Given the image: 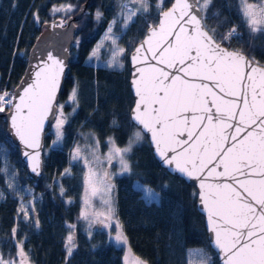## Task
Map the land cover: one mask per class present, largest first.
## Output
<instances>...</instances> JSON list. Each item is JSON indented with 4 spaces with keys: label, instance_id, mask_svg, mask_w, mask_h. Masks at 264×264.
Masks as SVG:
<instances>
[{
    "label": "snow or ice",
    "instance_id": "snow-or-ice-1",
    "mask_svg": "<svg viewBox=\"0 0 264 264\" xmlns=\"http://www.w3.org/2000/svg\"><path fill=\"white\" fill-rule=\"evenodd\" d=\"M211 4L212 0H174L166 11L161 9L159 23L149 26L146 38L131 56L132 86L137 97L132 119L151 133L156 153L166 165H175L176 171L199 181L200 203L224 264H264V65L217 41L215 29L209 30L203 22ZM72 7L61 5L53 7L52 12L68 13ZM148 10V0H127L122 5L124 27L138 13ZM241 13L253 33L264 32V0H241ZM100 16L98 11L97 19ZM34 19L39 23L38 13ZM115 23L114 20L109 24L89 60H99L104 42L111 41V59L106 66L122 68L119 57L126 50L117 44L118 37L112 31ZM59 26H63V21ZM235 34L236 29L232 28L223 39ZM64 68V61L49 52L47 60L37 65L31 83L19 93H0V112L10 110L11 129L21 144L32 150L24 155L37 174L41 133L49 115L55 117L53 143L64 136L68 117L64 105L55 102ZM76 97L73 89L69 97L73 104L77 103ZM141 139V130H137L128 145L120 148L109 138V151L103 158L98 154L99 141L90 149L91 159L82 155L79 145L74 148L72 160H83L88 169L84 178L85 209L90 206V196L107 194L114 187L112 174L103 168L104 163L110 167L115 160L121 173H130L126 154ZM70 171L65 169L64 174ZM143 191L146 200H155L159 195L150 188ZM103 203L109 213L106 227L111 228L112 205L109 199H103ZM19 211L25 220L29 218V208L23 202ZM80 215L89 219L86 210ZM35 226L39 227L38 220ZM68 227L66 260L77 247L75 225ZM116 229L115 242L126 245L127 237L119 222ZM16 231L14 227L13 238ZM16 248L17 259L0 256V264H29L23 241H17ZM130 255L129 249L125 264H130ZM131 261L146 264L139 257H131Z\"/></svg>",
    "mask_w": 264,
    "mask_h": 264
},
{
    "label": "trees",
    "instance_id": "trees-1",
    "mask_svg": "<svg viewBox=\"0 0 264 264\" xmlns=\"http://www.w3.org/2000/svg\"><path fill=\"white\" fill-rule=\"evenodd\" d=\"M127 0H0V93L4 87L14 89L22 78L28 53L42 32L43 24L54 20L65 21L73 16L79 7L88 3L83 18L76 22L77 32L70 51L69 69L65 76L60 102L77 81L80 88H90L95 93L96 107H80L64 125L66 146L49 149L48 135H45L43 161L44 174L34 183L27 176L25 166L20 162L17 148L6 136V122L0 112V169L4 158L17 166L23 185L34 190L41 197L38 219L17 222L18 199L8 193L0 204V253L3 258L17 259L14 241H23L24 251L32 264H125V256L139 257L146 264H185L187 251L201 249L219 264L211 249L205 230L204 218L197 211L196 189L166 172L153 156L147 138L141 146L133 147L128 157L131 172L116 177L115 204L112 217L117 218L127 237V244L115 242L116 227H96L89 235L80 221L84 208L83 169L67 161V145H76L80 132H91L102 140L114 137L119 147L125 146L137 131L129 118L133 96L129 88L130 68L126 76L108 69H97L86 61L94 46L107 28L109 21L120 18L121 5ZM241 0H212L204 14V24L215 29L218 42L239 50L264 65V32L253 33L242 13ZM151 9L147 14L136 16L126 33L124 45L127 55L144 38L149 24L156 25L158 0H148ZM255 3V0H249ZM172 0H164L167 9ZM71 4L68 13H53V7ZM101 13L99 19L97 12ZM38 13L39 23L34 19ZM232 28L236 34L228 40L223 36ZM119 75V76H118ZM96 79V84L94 83ZM59 102V103H60ZM103 142V141H102ZM48 146V147H47ZM71 165V167H70ZM70 168V174L62 175ZM58 180L62 194L54 185ZM0 177V185H3ZM144 188L158 193L155 200H146ZM39 221V227L35 221ZM111 225L113 224L112 221ZM69 225H75L77 247L66 260L65 239ZM18 229L13 238L12 229ZM89 230V229H88Z\"/></svg>",
    "mask_w": 264,
    "mask_h": 264
},
{
    "label": "rangeland",
    "instance_id": "rangeland-1",
    "mask_svg": "<svg viewBox=\"0 0 264 264\" xmlns=\"http://www.w3.org/2000/svg\"><path fill=\"white\" fill-rule=\"evenodd\" d=\"M126 2L127 1H125L124 3H126ZM259 2H260V0H255V3H259ZM124 3H122V5ZM240 4H241V1H240ZM122 5H121L120 14H119L120 18L115 19L116 23L113 25L112 31L118 37L117 44L126 50L125 53L119 57L120 62L122 63L123 67L117 68V67H107L106 66L107 62L111 59L112 45H111V41H105L104 46L100 49L99 60H97L95 57H93L91 60H89V57H90L89 56L87 61H86V63L93 68V71H96L97 69L102 68V69H108V70L113 71L114 73L126 76L127 66H128V62H129V56L131 53L129 54V56L127 55L128 48H126L124 45V33L127 32V30L129 29V27L133 23L136 16H138L140 14H147L150 11L151 5L149 3V10L147 13H138L133 18V21L127 25L126 28L124 27V22H123ZM129 7H135V5H129ZM155 9L157 10V15H158L160 13L161 9L165 10L164 4L163 3L161 4L160 0H158V4L156 5ZM62 13H65V12H62ZM112 21H114V20L109 21L107 28L105 29V31L101 35L100 39L98 40V42L96 43L94 48H96L97 44L101 43L105 33L108 30L109 24H111ZM150 25H152V24H149V26ZM248 57H250V56H248ZM251 59H253V58H251ZM94 83L96 84V79H94ZM5 88L6 87H4L3 90ZM73 89H76V92H77V97H76L77 103L76 104H73L69 99ZM91 103H92L93 107H96V97H95V93L93 92V90L90 88H87L84 90L83 88H80V86L77 84V81H74L73 87H71V89L68 91L65 100L63 102H60L59 105H64L63 111L69 120V118L74 113H76L80 109V107H84V106H87L89 104L91 105ZM73 109H75V111H73ZM54 126H55V123L52 126V128L46 133V135H48V140H49V141H47V143L49 145V149H54L59 145H61V146L64 145V143H65L64 136H63V139L60 140L59 142L53 143L54 141H56L55 127ZM80 135H81V137H79V140H78V142H76L77 143L76 145L74 144V142H73V144L70 143L69 145H67V149H68L67 161H69V164L71 162L72 165H74V164L79 165L83 169L84 174L82 176L83 177L82 179L84 180L85 173L88 171V169L85 167L83 160L73 161L71 158V154L77 145H79L80 148L82 149V155L88 156L89 159H91L90 149L95 146L96 141H99L98 154L101 156V158L106 156V154L109 151V147H110V145L108 143L109 138H112L115 141V144L117 147H119V146L116 143V140L114 137H107L104 140H102L103 141L102 142L99 137H97L95 134H93L91 132H80ZM141 135H142V139L133 144L132 150H133V147H135L137 145L142 146L144 144V142H145L144 134L141 132ZM45 143H46V141H45ZM127 145H128V143L123 147H126ZM64 146H66V144ZM123 147H120V148H123ZM44 149H45V151H47L46 148H44ZM132 150H131V152H132ZM131 152L126 154L127 160L129 157L128 154H130ZM128 162H129V160H128ZM70 167H71V165H70ZM103 168H106L112 174V177H111L112 185H114L113 181L115 180L116 177H119V176L126 174V173L120 172L119 163L115 160L112 162V165L110 167L105 162L103 165ZM68 169H70V168L68 167ZM64 173H65V171L62 173V175H64ZM0 177L3 179V182H4L3 185H0V204L5 202L6 196L8 195V193H12L15 196V198L18 199L19 209H20L22 202L26 206H28V208H29V218L27 220H25L23 213H21L19 211V215L17 217V222H19L20 220H24L25 222H30V221H34L35 219H38L39 212H38L37 207L40 206L41 197L36 196L34 193V190L31 187L22 184V181L19 179V172H18L17 166L16 165L12 166L7 157L4 158V160L2 162V167L0 169ZM9 183L12 184V187H9ZM54 185L56 187H58L59 191L61 192V186H60V183L58 180H55ZM84 188H85V185H84ZM64 190L65 189H63V193H64ZM83 195H84V190H83L82 195H81L82 199H83ZM102 198L110 200L111 205H112V209L114 212V210L116 208L115 186L107 194L101 192V193L96 194L95 196H90V206L87 209H85V206H84L83 210L87 211V213L89 214V219L85 220V219L80 217V221L82 222L83 225H85L84 228L87 229V231L91 234L95 230L96 227L101 228L102 226H105V222L107 220V219H105V216L108 217V215H109L108 206L103 203ZM33 207H34V211H32ZM111 221L113 223L112 227L114 225L116 227V223L119 222L118 219L117 218L115 219L114 217H112ZM90 224H91V226H90ZM115 230L117 231V229H115ZM17 231H18V229H17ZM16 242L14 241L15 247H16ZM120 245H123V244H120ZM1 254L2 253H0V256H2ZM27 256H28L29 264H32L30 262L28 254H27ZM131 257H134V256L130 255V264H132ZM4 259L9 260V258H6V257ZM185 259H186L185 264H201V262L203 260H206L207 264H213V262H214V259L212 258V256L210 254L206 253L205 251H203L201 249H197V248L188 250Z\"/></svg>",
    "mask_w": 264,
    "mask_h": 264
},
{
    "label": "water",
    "instance_id": "water-1",
    "mask_svg": "<svg viewBox=\"0 0 264 264\" xmlns=\"http://www.w3.org/2000/svg\"><path fill=\"white\" fill-rule=\"evenodd\" d=\"M174 0H172V3ZM171 5L168 7L170 8ZM88 3L82 4L77 12L69 17L67 20L63 21V26H59L62 20H54L51 22H47L43 24L42 32L35 41V43L32 45L28 57H27V64L24 71V74L22 78L20 79L19 83L16 85V87L13 90V93H19L20 90H22L23 87H26L28 83L32 82V79L34 78V72L37 69V65L41 64V62L47 60V55L49 52H51L54 56H58L64 61L65 68L64 72L60 78L59 83V89L56 93V104L59 105L60 102V95L63 89L65 76L69 69V63L71 60L70 57V51L71 47L75 40V34L77 32V25L76 22L81 20L87 10ZM167 8V9H168ZM165 9V11L167 10ZM160 19V13L158 14V22ZM204 22V21H203ZM56 24L57 27L53 28L52 25ZM149 29V28H148ZM148 33V30L144 36V38L140 41L142 42ZM140 42L136 45V47L140 44ZM223 47L228 48L222 44ZM135 47V48H136ZM135 48L131 52L129 56V68H130V78H129V88L133 96V106L129 113V118L131 122L137 127V129L141 130V132L144 134V136L147 138L149 145L151 147L153 156L155 157L156 161L159 163L161 168H163L166 172L171 174L174 177L182 179L185 183L193 186L196 189L197 192V201H196V208L197 211L203 216L204 218V224H205V230L207 233V239L208 243L211 247V249L215 252L217 256V260L219 264H224L222 253L219 249L215 247V244L213 242L214 237L213 234L208 229L207 224V214L205 211H203V206L200 203L199 199V181L195 179H189L188 177L182 175L179 171L175 170V165L169 166L166 165L163 160L160 159L159 155L156 153L155 145L152 143L151 140V133L147 132L146 130H142V126L138 125L133 119H132V109L135 106V101L137 97L135 96L134 88L132 86V80H133V64L131 60L132 53L135 51ZM229 50H233L228 48ZM245 56H247L245 53H243ZM248 57V56H247ZM250 58V57H248ZM251 59V58H250ZM10 110L8 109L6 112L3 113V118L6 122V136L9 138V140L12 142V144L17 148L20 162L25 166L27 176L30 180H32L34 183L38 182L40 178L44 174V161H43V153H44V147H45V134L49 130V128L52 127V125L55 123V117L52 115H49L48 119L44 123L43 131L41 133V148H40V167L38 169V173L33 172L32 168L29 165L28 158L24 155L25 151H32L31 149H26L23 144H21L20 140L15 136L14 131L11 129V120H10ZM171 155V153H169ZM219 170V169H218Z\"/></svg>",
    "mask_w": 264,
    "mask_h": 264
},
{
    "label": "built area",
    "instance_id": "built-area-1",
    "mask_svg": "<svg viewBox=\"0 0 264 264\" xmlns=\"http://www.w3.org/2000/svg\"><path fill=\"white\" fill-rule=\"evenodd\" d=\"M4 91H8L9 93H13V89H10L7 87L4 90H2L1 93H3Z\"/></svg>",
    "mask_w": 264,
    "mask_h": 264
},
{
    "label": "bare ground",
    "instance_id": "bare-ground-1",
    "mask_svg": "<svg viewBox=\"0 0 264 264\" xmlns=\"http://www.w3.org/2000/svg\"><path fill=\"white\" fill-rule=\"evenodd\" d=\"M13 90H14V89H13ZM53 125H54V124H53ZM53 125H52V126H53ZM51 128H52V127H51ZM51 128H49V130H50ZM49 130H48V131H49ZM48 131H47V132H48ZM47 132H46V133H47ZM45 135H46V134H45Z\"/></svg>",
    "mask_w": 264,
    "mask_h": 264
}]
</instances>
